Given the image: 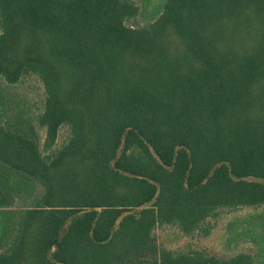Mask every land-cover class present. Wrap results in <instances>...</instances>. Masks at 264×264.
Masks as SVG:
<instances>
[{
  "label": "trees",
  "instance_id": "1",
  "mask_svg": "<svg viewBox=\"0 0 264 264\" xmlns=\"http://www.w3.org/2000/svg\"><path fill=\"white\" fill-rule=\"evenodd\" d=\"M162 1L0 0V81L44 95L0 103V264H255L153 231L264 205V0Z\"/></svg>",
  "mask_w": 264,
  "mask_h": 264
},
{
  "label": "rangeland",
  "instance_id": "2",
  "mask_svg": "<svg viewBox=\"0 0 264 264\" xmlns=\"http://www.w3.org/2000/svg\"><path fill=\"white\" fill-rule=\"evenodd\" d=\"M129 1L139 8V15L125 22L130 27L143 26L154 20L163 3L162 0H151V4L150 0ZM43 99L42 84L35 75L25 76L21 83L13 88L6 87L0 81V103L24 104L30 107L33 113H39L43 107ZM67 134V127L60 129L56 147L65 142ZM21 205L22 203L18 202L12 209L17 210ZM10 211L0 209V249L9 232ZM207 229V233L199 230L187 236L175 227L165 225L154 229L153 235L160 248L174 253L205 251L209 255L227 259L244 252L254 257L255 264H264V205L257 208L222 210L216 218L208 220Z\"/></svg>",
  "mask_w": 264,
  "mask_h": 264
}]
</instances>
